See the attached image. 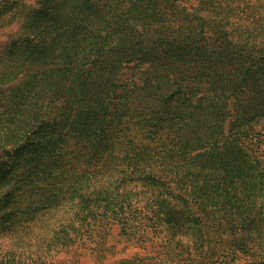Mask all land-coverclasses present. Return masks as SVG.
Here are the masks:
<instances>
[{
    "label": "trees",
    "instance_id": "1",
    "mask_svg": "<svg viewBox=\"0 0 264 264\" xmlns=\"http://www.w3.org/2000/svg\"><path fill=\"white\" fill-rule=\"evenodd\" d=\"M200 1L0 0V32L19 24L0 52V234L139 241L153 222L259 246L264 15Z\"/></svg>",
    "mask_w": 264,
    "mask_h": 264
},
{
    "label": "rangeland",
    "instance_id": "2",
    "mask_svg": "<svg viewBox=\"0 0 264 264\" xmlns=\"http://www.w3.org/2000/svg\"><path fill=\"white\" fill-rule=\"evenodd\" d=\"M205 2L211 4V7L217 4L221 9L220 16L229 21L249 16L250 20L253 19L256 23L264 15V0H205ZM200 3V0H192L193 5L202 6ZM203 7L207 9L208 14L211 13L209 7L205 5ZM18 25V22L14 23L0 32V52ZM256 147L257 144H254L251 149L258 151ZM195 177L193 174L189 178L193 183L191 187L193 193L198 192L199 186ZM179 179L178 182L181 184V175ZM205 226L201 230V234H204V240L201 242L187 241L183 236L180 237L176 230L174 239L171 238V241L166 237L164 239L161 228L152 222L146 226L139 241L124 240L119 236L116 225H110L108 228H100L94 237L84 235L79 241H68L65 244L57 239L51 240L50 236L48 239L40 237V234L33 237L28 231L16 228L15 238H10V232L0 234V264H205L211 260L216 264L264 262V238L259 246L249 239L236 243L229 231L226 235L221 228ZM262 226L258 224V228ZM58 231L59 228L56 227V234ZM195 234H198L197 231ZM221 253H226V258L220 257ZM42 254L44 255L40 258ZM230 254L234 257L228 256Z\"/></svg>",
    "mask_w": 264,
    "mask_h": 264
}]
</instances>
